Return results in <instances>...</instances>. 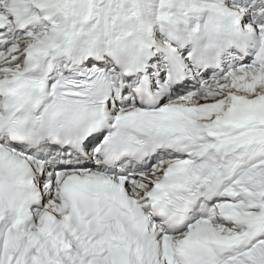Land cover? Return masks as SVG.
Wrapping results in <instances>:
<instances>
[{"label": "snow or ice", "instance_id": "snow-or-ice-1", "mask_svg": "<svg viewBox=\"0 0 264 264\" xmlns=\"http://www.w3.org/2000/svg\"><path fill=\"white\" fill-rule=\"evenodd\" d=\"M0 264H264V0H0Z\"/></svg>", "mask_w": 264, "mask_h": 264}]
</instances>
